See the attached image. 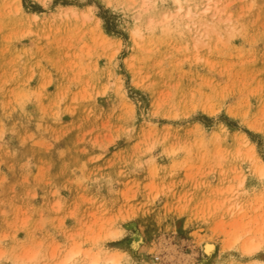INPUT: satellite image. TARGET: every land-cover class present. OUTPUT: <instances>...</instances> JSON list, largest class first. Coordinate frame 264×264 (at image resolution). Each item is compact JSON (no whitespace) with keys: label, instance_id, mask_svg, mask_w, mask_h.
Wrapping results in <instances>:
<instances>
[{"label":"rangeland","instance_id":"rangeland-1","mask_svg":"<svg viewBox=\"0 0 264 264\" xmlns=\"http://www.w3.org/2000/svg\"><path fill=\"white\" fill-rule=\"evenodd\" d=\"M207 2L0 0V264H264V0Z\"/></svg>","mask_w":264,"mask_h":264},{"label":"bare ground","instance_id":"bare-ground-1","mask_svg":"<svg viewBox=\"0 0 264 264\" xmlns=\"http://www.w3.org/2000/svg\"><path fill=\"white\" fill-rule=\"evenodd\" d=\"M148 1V0H147ZM146 0H145V2H147ZM178 1V0H177ZM206 1H208L207 3H206V5H207V7H205V11L206 12H208L211 8H213V9H215L216 10V12H215V14L217 13V11L218 12H224L225 13V11L227 12V7L225 6H223V3L224 2H221L220 0H206ZM146 4V3H145ZM150 5V4H149ZM147 6L148 5H146L145 6V9L147 8ZM228 6V5H227ZM90 8H92V7H90ZM89 8V9H90ZM182 8V7H181ZM180 8V9H181ZM179 9V10H180ZM76 10V9H75ZM188 10V9H187ZM186 10V11H187ZM190 10H191V8H190ZM68 11V10H67ZM70 12H71V10H70ZM190 12L191 11H188V13L190 14ZM205 12V13H206ZM193 13V12H192ZM191 13V14H192ZM197 13V12H196ZM199 13V12H198ZM197 13V14H198ZM212 13V12H211ZM74 14H75V12H74ZM77 14V13H76ZM215 14H214V16H215ZM218 14V13H217ZM216 14V15H217ZM193 15V14H192ZM195 16V15H194ZM165 18H166V16H165ZM168 19V18H167ZM166 22V21H165ZM142 30V29H141ZM136 31V30H135ZM139 31V30H138ZM136 32V34L135 35H138L137 36V38L138 37H140V38H143V36H142V34L141 33H139V32ZM133 32H134V30H133ZM142 32V31H141ZM135 33V32H134ZM141 34V35H140ZM142 36V37H141ZM258 160V161H257ZM257 160H256V163H255V165L257 166V168L255 169L256 170V172H257V175H258V177H260L261 179H263L264 178V161L263 160H261V159H259V158H257ZM247 180H246V177H244V176H242V179H241V181L239 182V184H238V187H237V189L236 190H234V192L235 193H238V195H239V193H241V191L242 190H244L246 187H247ZM264 200V199H263ZM262 200V201H263ZM231 206V205H230ZM232 208H231V214H236V213H239V212H243V210H244V205H243V207L242 206H239V204H233L232 206H231ZM243 209V210H242ZM247 209V208H246ZM259 209V208H258ZM241 210V211H240ZM248 210V209H247ZM256 210V209H255ZM254 210V211H255ZM253 211V210H252ZM251 211V213H253ZM243 215H242V217L240 218L242 221H245V219H247L246 217H248V215H249V212H247L246 210H244V212L242 213ZM237 216V215H236ZM240 217V216H239ZM246 226L247 225V223H243V226ZM247 227V226H246ZM243 233H241V234H239L238 236H236L235 238H234V240H233V242H232V244L227 248V251H230V248H232L236 243H238L239 241H241V239H243L244 240V242H246L245 243V245L244 246H242L243 248V250H241V252H244V253H246V254H252L254 251H256V250H259L258 248L259 247H261L260 246V242H257L256 240H254V238H252V237H249V238H251V240L250 241H246V239L248 238L247 236L250 234V232H251V230L247 227V228H245V227H243ZM108 234V237H114L115 235H117L118 233H117V231L115 230V231H113V230H111L109 233H107ZM121 234V233H120ZM120 234H118L119 236H120ZM117 235V237H119ZM246 236V237H245ZM107 237V236H106ZM243 237H245V239L243 238ZM248 238V239H249ZM105 239V238H104ZM144 240V239H143ZM260 241V240H259ZM141 242H142V239H141V237H138V238H136L134 241H133V244L131 245V248H133V249H136V248H138L139 247V245L141 244ZM248 242V243H247ZM262 242V241H261ZM142 243H144V242H142ZM263 243V242H262ZM95 245L98 247H96L97 248V252H95V250H93V248H89L88 250L87 249H84L83 248V246L81 245V244H77V245H74L73 247L71 246V248H69V249H67L68 250V252L66 253V254H64V256L59 260V261H57V262H55V263H46V262H44L43 264H124L123 262H122V254H124V253H122L121 254V252L118 254V252H108L109 250H107L106 248L104 249V246L106 245L105 243H104V241H97L96 243H95ZM202 247H203V252H204V254L206 255L205 256V258H203L202 259V261H201V263L200 264H212V259H213V255L215 254V251H216V246H215V244L213 243V242H211V241H202ZM255 254V253H254ZM36 255L37 254H35V255H33L32 257H30L27 261H25V260H22L21 262L19 261L18 263L16 262L15 264H37V262H32L33 260H35L37 257H36ZM122 255V256H121ZM249 256H252V255H249ZM51 259V258H50ZM18 261V260H17ZM214 263H217V261H215ZM232 263V262H231ZM252 263H253V261H252ZM261 262H259V264H260ZM229 264V263H228ZM245 264V263H244Z\"/></svg>","mask_w":264,"mask_h":264}]
</instances>
